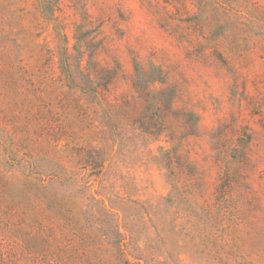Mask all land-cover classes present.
Returning <instances> with one entry per match:
<instances>
[{"label":"rangeland","instance_id":"rangeland-1","mask_svg":"<svg viewBox=\"0 0 264 264\" xmlns=\"http://www.w3.org/2000/svg\"><path fill=\"white\" fill-rule=\"evenodd\" d=\"M46 1L0 0L5 264H264V0Z\"/></svg>","mask_w":264,"mask_h":264},{"label":"trees","instance_id":"trees-1","mask_svg":"<svg viewBox=\"0 0 264 264\" xmlns=\"http://www.w3.org/2000/svg\"><path fill=\"white\" fill-rule=\"evenodd\" d=\"M38 1V4L41 8V11L43 13H46V14H51L53 12V5L49 2V1H46V0H36ZM52 16V15H50ZM85 82V84H87V86L89 84L92 83V81L88 80V78H86V81H83ZM152 82L149 81V84H151ZM165 104V110H168V107L170 105V101H163ZM155 112H156V123L159 122V121H162L163 120V117H162V109L159 105V102L157 103V106H156V109H155ZM142 127H145V125L147 124V120L146 118L142 115L141 118H140V123H139ZM148 131V130H147ZM149 135H153L152 133L148 132ZM115 219L117 220V215L115 214ZM111 222V221H110ZM110 222L108 221L106 224H108V226L104 227L103 229L106 230V232L110 233L112 232V234L114 235V237L117 239V246H118V250H120V247H122L121 245V242H122V237H123V234L121 232L122 228L123 227H119V224L117 221L115 222ZM134 226H130L127 224V226L124 227V232L128 233L129 237H132L133 235V230H136L137 232L142 230L144 231V227L139 223V221H134ZM126 228V229H125ZM161 243V242H160ZM127 246H132L131 244L128 243ZM136 246H133V248H135ZM134 252V253H133ZM131 253V258L133 260V263H130V261H126L127 263H130V264H141V262H145L146 264H148V262L151 260L150 258H148L147 256L149 255H145L146 253V245H144V248H137V251H133ZM136 252V254H135ZM133 254V255H132ZM0 264H5V253L3 251V242H2V239L0 238Z\"/></svg>","mask_w":264,"mask_h":264}]
</instances>
